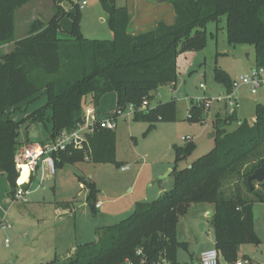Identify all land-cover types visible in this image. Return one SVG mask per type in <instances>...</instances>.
<instances>
[{"label": "trees", "instance_id": "16d2710c", "mask_svg": "<svg viewBox=\"0 0 264 264\" xmlns=\"http://www.w3.org/2000/svg\"><path fill=\"white\" fill-rule=\"evenodd\" d=\"M27 1L0 0V46L12 40L15 10ZM98 1L107 16L112 40L85 38L76 5L75 13L58 12L46 25L34 23L11 53L0 49V173L6 174L12 199L19 177L15 160L23 144L17 140L19 124L2 116L20 100L40 91L47 93L53 124L49 140L76 129L84 122L88 105L99 107L108 94L116 96V116L130 105L139 108L143 102L153 101V93L162 84H177L190 58L207 45L206 24L222 17L226 18L229 43L254 47L257 65L264 68V0H169L175 23L159 22L154 29L136 35L129 33L126 7H117L116 0ZM65 15L71 17L73 26L70 37L60 38V22ZM215 74L216 81L231 92L232 80L227 73L216 69ZM206 111L202 105L194 107L190 119L205 117ZM41 112L37 110L34 118L40 119ZM176 112L173 100L148 106L146 112H135L133 117L149 123L174 121ZM235 116L222 120L216 116V146L190 167L175 172L169 191L153 202L139 204L127 219L102 228L96 242L79 245L70 257L51 264H156L161 259L179 264V216L198 203L214 206L215 248L225 263H236L241 244L260 242L254 234L252 206L254 202L264 203V182L258 191L255 182L249 185L247 180L264 165V104L256 105L253 125L244 120L236 130L227 132L225 127L235 121ZM88 143L84 149L68 148L57 155V169L82 162L87 156L95 163L119 164L115 131L98 128L88 136ZM194 150L193 143L178 149L177 161ZM227 181H242L253 197H244L239 185L225 195ZM85 185L87 202L96 211L99 191L94 183Z\"/></svg>", "mask_w": 264, "mask_h": 264}, {"label": "rangeland", "instance_id": "374dc122", "mask_svg": "<svg viewBox=\"0 0 264 264\" xmlns=\"http://www.w3.org/2000/svg\"><path fill=\"white\" fill-rule=\"evenodd\" d=\"M98 0H87L90 16L81 18V31L89 39L105 40L110 37L108 24L100 22L104 13ZM77 0H28L16 8L14 13L15 32L12 40L0 46L4 54L16 49V42L25 37L37 21L48 24L56 13H75ZM117 7H126L131 12L132 27L151 29L159 20H169L174 15L170 1L158 4L157 0H116ZM162 18V19H161ZM58 37H70L73 21L65 15L60 22ZM141 26V27H140ZM207 45L190 58V64L182 69L175 86L160 87L153 93L149 106L158 103L176 102L174 121L154 123L136 121L129 113L124 117L115 115V94L104 97L99 107L88 105L98 120H115L116 160L114 163H95L89 156L82 162L64 164L55 176L39 170L31 181L30 191L23 200L12 202L5 173H0V264H51L70 257L77 246L96 242L99 231L114 225L134 214L141 203H150L159 197L160 190L169 191L174 184L175 172L188 168L193 162L207 155L216 146V116L219 119L236 115L229 105L216 99L226 95V88L216 81L215 70L227 72L230 79L258 67L254 47L229 43L226 33V18L210 21L205 27ZM189 59V58H188ZM203 84L202 89L200 85ZM264 91L251 95L241 87L236 96L250 101L239 110V118L246 117L248 125L255 121L256 103L264 104ZM210 96L211 108L206 111L210 118L190 119L199 101ZM242 107V106H241ZM42 110L40 119L34 118ZM8 117L19 124L17 140L24 144H41L53 133L52 109L48 106L45 91L30 95L6 111ZM225 127L227 132L238 128V118ZM193 143L194 152L177 161L178 149ZM34 145L26 144L25 146ZM264 151V147L262 149ZM128 168L122 171L121 168ZM164 178V179H162ZM94 183L99 193L97 203L102 207L92 211L87 202L89 191L85 183ZM240 187L242 195L252 198L242 181H227L224 194L229 196ZM26 187V186H25ZM255 188L261 191L260 183ZM144 198H147L145 200ZM58 203L70 205L72 214L58 213ZM214 206L206 203L192 204L187 212L179 216L177 240L181 247L177 251L179 264H193L199 260L200 252L215 243ZM254 234L259 244L248 241L239 246L237 261L249 260L250 264H264V203L254 202L252 206ZM105 216V218H103ZM9 225V228H5ZM75 248L72 249V247ZM221 264L225 263L220 259Z\"/></svg>", "mask_w": 264, "mask_h": 264}, {"label": "built area", "instance_id": "2783aa9c", "mask_svg": "<svg viewBox=\"0 0 264 264\" xmlns=\"http://www.w3.org/2000/svg\"><path fill=\"white\" fill-rule=\"evenodd\" d=\"M88 6L87 0H82L79 5L80 11H84ZM200 87L203 89L204 85ZM241 87H245L252 95H257L261 89L264 88V68H255L248 73H244L232 80V90L227 92L225 96L216 99L217 102H224L225 105H229L232 112L240 109L241 105L236 96V93ZM210 96L199 101V105L204 106L206 110L211 108L212 101ZM149 103L143 102L142 106L137 108L130 105L125 111H120L117 117H124L127 112L130 115H134L135 112H146ZM101 121L96 117V113L93 109H86V116L84 122L80 124L73 131H63L55 140H48L44 144H34L29 146H22L16 156L15 167L18 171L19 177L16 185L17 190L12 202L17 200H23L30 189L24 187L31 186V181L37 176L38 171L41 170L47 172L50 176H55L57 173L56 156L61 152L68 150V148L84 149V146H88V136L93 135L98 128L103 129H115V120ZM243 121L238 120L237 125L241 126ZM128 168H122V171ZM26 170L28 172V178L25 182L20 183L19 179L22 173ZM101 207V203L96 204V208ZM6 225L5 228H9ZM200 264H221L219 251L213 247L203 251L199 258ZM156 264H169L166 259H161ZM234 264H250L248 260L237 261Z\"/></svg>", "mask_w": 264, "mask_h": 264}, {"label": "crops", "instance_id": "0c3cea01", "mask_svg": "<svg viewBox=\"0 0 264 264\" xmlns=\"http://www.w3.org/2000/svg\"><path fill=\"white\" fill-rule=\"evenodd\" d=\"M169 1V0H168ZM167 1V2H168ZM98 2V4H100L99 3V1H97ZM157 3L158 4H163V3H166V2H163V3H159L158 2V0H157ZM101 6V5H100ZM86 10V9H85ZM82 11L81 12V16H84V18L85 17H89L90 16V8L88 9L87 8V10L88 11ZM99 19H100V22L101 23H103V24H106L107 23V16H106V14L105 13H102V15H100L99 16ZM162 19V18H161ZM175 21H176V15H175V12H174V15L173 14H170L169 15V20H165V21H163V20H159L158 22H156V25L159 23V22H164V23H166V24H168V25H173L174 23H175ZM156 25L154 26V28L156 27ZM141 27V26H140ZM154 28H151V29H145V28H142V30H140V29H138V30H136L137 28H133L132 27V20H131V12L129 11V33L130 34H133V35H136V34H140V33H142V32H146V31H149V30H152V29H154ZM82 34H83V32H82ZM107 35L110 37L109 39H105V40H112L113 39V33H112V31L110 30L108 33H107ZM83 36L85 37V38H87V36H85L84 34H83ZM87 39H89V38H87ZM90 40H98V39H90ZM227 73V72H226ZM228 75V74H227ZM232 80V79H231ZM234 80V79H233ZM165 87V86H164ZM261 90H263L264 91V88L263 89H261ZM260 90V91H261ZM227 92V91H226ZM251 94V93H250ZM252 95V94H251ZM263 96H264V94H263ZM115 100H116V96H115ZM103 101V100H102ZM250 100L245 96V97H243L242 99H239V102H240V105L242 106V107H240V109L241 108H243L245 105H246V103L247 102H249ZM256 103V105L258 104V102H255ZM261 104H263V103H261ZM239 109V110H240ZM239 110L237 111V113H236V115H237V118L239 119V120H241V121H244V120H246L247 118L246 117H244L243 119H240L239 118ZM209 114V113H208ZM211 117V115L209 114V117H207L206 116V118H210ZM253 121H255V118H254V120ZM49 140V139H48ZM48 140H46V141H48ZM45 141V142H46ZM44 143V142H43ZM26 144H38V143H33V142H25L24 144H23V146H25ZM42 144V143H41ZM124 168V167H123ZM122 169V168H121ZM57 174V173H56ZM162 179H164V178H162ZM167 190H165V189H163V190H160L159 192H158V195L159 196H161L164 192H166ZM145 200H147V198H144ZM98 203H101V202H98ZM101 207H102V203H101ZM101 207H99V208H97V210H99ZM56 211L58 212V213H60V212H63V213H66V214H72V210L70 209V205H68V204H64V203H58L57 204V206H56ZM103 218H105V216H103ZM106 227V226H105ZM213 247H215V243L212 245V247L211 248H213ZM73 248H75V246H73L72 247V249ZM208 249H210V248H208ZM208 249H205V250H208ZM205 250H203V251H205ZM203 251H201L200 252V254L203 252ZM199 254V255H200ZM249 261V260H248ZM250 262V261H249ZM223 264H227V263H223Z\"/></svg>", "mask_w": 264, "mask_h": 264}, {"label": "water", "instance_id": "95a60500", "mask_svg": "<svg viewBox=\"0 0 264 264\" xmlns=\"http://www.w3.org/2000/svg\"><path fill=\"white\" fill-rule=\"evenodd\" d=\"M167 1L168 0H158L159 3H163ZM161 87H164V85L162 84ZM206 116L209 117V114L207 113ZM214 136H215V131L212 133L210 137L213 139ZM247 181L249 185H251L252 182H258V183L264 182V165H262L261 168L257 169L252 175H250ZM252 189L253 188H251V190ZM210 215L213 216L214 212H211ZM193 264H200V262L199 260H195Z\"/></svg>", "mask_w": 264, "mask_h": 264}, {"label": "bare ground", "instance_id": "6f19581e", "mask_svg": "<svg viewBox=\"0 0 264 264\" xmlns=\"http://www.w3.org/2000/svg\"><path fill=\"white\" fill-rule=\"evenodd\" d=\"M27 178H28V172L26 170H24V172L22 173V175H21V177L19 179V182L23 183V182H25L27 180Z\"/></svg>", "mask_w": 264, "mask_h": 264}]
</instances>
